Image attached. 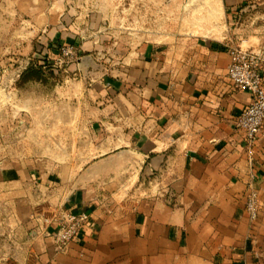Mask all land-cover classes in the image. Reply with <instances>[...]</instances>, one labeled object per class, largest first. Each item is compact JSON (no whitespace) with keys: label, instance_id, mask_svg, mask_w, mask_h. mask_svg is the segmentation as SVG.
Returning <instances> with one entry per match:
<instances>
[{"label":"crops","instance_id":"obj_1","mask_svg":"<svg viewBox=\"0 0 264 264\" xmlns=\"http://www.w3.org/2000/svg\"><path fill=\"white\" fill-rule=\"evenodd\" d=\"M92 1L0 0V96L56 82L18 87L30 64L63 74L52 94L64 103L42 106L49 120H33L17 141L112 146L48 178L24 164L35 151L12 163L0 132V264H264V211L249 228L237 128L252 95L228 76L234 47L264 52V0H144L160 3L150 15L162 18L145 31L166 34L149 39L106 32ZM70 43L92 57L86 72L58 65ZM254 164L264 204V139ZM61 210L91 216L63 251L53 241Z\"/></svg>","mask_w":264,"mask_h":264},{"label":"rangeland","instance_id":"obj_2","mask_svg":"<svg viewBox=\"0 0 264 264\" xmlns=\"http://www.w3.org/2000/svg\"><path fill=\"white\" fill-rule=\"evenodd\" d=\"M90 4H92L90 6H99L98 8L102 10L105 16L106 32L109 31L110 34H114L117 38L135 35L149 39L152 35H166L165 33L151 34L145 31L146 27L149 26L151 28V24L157 22V20H159V22L162 21L161 15H159L161 19H159V16L155 17L150 15V13L154 11L156 4L159 6L160 3H148L145 5L144 0H94L90 2ZM180 10L181 2H174V6L170 8V12L172 11L173 14H170L168 20L169 26H176L178 24ZM151 19L153 23H151ZM118 26H121L120 30L122 32L117 29ZM175 35L176 31H170L167 40H171ZM154 38H156V36H154ZM56 75L60 76H58L54 84H51V87H48V85L44 88L34 87L23 91L17 96H0V122L3 120L7 123V125H5L6 127L2 128L0 132H2V135L8 137L9 144H7L6 148L13 153V156L10 157L12 158L10 161L16 163L17 153L22 150H25L26 156H30V154L35 151L36 154L30 156V158L34 156L33 158L36 159L33 161H26L24 164L26 165L28 163V167H40L42 174L48 176V178H51V175L55 171H60L61 167H66L68 164L73 165V163H75L77 166H82L88 163L93 156L101 152L98 150V147L105 152H110V150H112V146H97L91 141L88 145L39 144L33 146H25V144H20L17 141V134L19 132H26L28 129L25 127L31 125L33 120L36 119L41 123H44L45 120H49L50 115L40 111L42 106L55 102L58 104L64 103L63 99L58 97V92L55 91V93L52 94L55 84L62 81L63 74L57 73ZM20 121H22L23 124H21ZM48 132H50V129H40V133L46 136ZM20 138V140L23 138L26 140L25 136ZM74 159H77V161H74Z\"/></svg>","mask_w":264,"mask_h":264},{"label":"built area","instance_id":"obj_3","mask_svg":"<svg viewBox=\"0 0 264 264\" xmlns=\"http://www.w3.org/2000/svg\"><path fill=\"white\" fill-rule=\"evenodd\" d=\"M81 54L75 44L60 46L58 65L68 68L80 61ZM228 76L234 86L251 92V102L237 119V128L243 132L248 173L246 175L245 210L249 218V228L258 221L264 204L259 200L255 188L256 181V147L264 139V52L261 50L234 47L231 50V61ZM88 211L69 212L61 210L56 219V230L53 234L54 246L65 250L69 244L90 223Z\"/></svg>","mask_w":264,"mask_h":264},{"label":"trees","instance_id":"obj_4","mask_svg":"<svg viewBox=\"0 0 264 264\" xmlns=\"http://www.w3.org/2000/svg\"><path fill=\"white\" fill-rule=\"evenodd\" d=\"M46 70V71H45ZM54 67L47 66L44 68L38 64H30L21 74L16 82L18 87H25L28 83L35 81L47 85L55 81L58 76L56 75Z\"/></svg>","mask_w":264,"mask_h":264},{"label":"water","instance_id":"obj_5","mask_svg":"<svg viewBox=\"0 0 264 264\" xmlns=\"http://www.w3.org/2000/svg\"><path fill=\"white\" fill-rule=\"evenodd\" d=\"M93 64V59L91 56L86 55L81 57L80 61H79V68L80 70L84 73L86 72V69L88 68V66ZM124 153H122V151L116 152L115 154L108 156L106 158V160L111 161V160H116L117 158L121 157ZM97 166V165H95ZM93 166V167H95Z\"/></svg>","mask_w":264,"mask_h":264}]
</instances>
